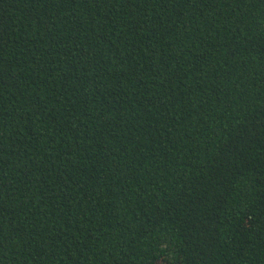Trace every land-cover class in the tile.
Listing matches in <instances>:
<instances>
[{
    "label": "trees",
    "instance_id": "16d2710c",
    "mask_svg": "<svg viewBox=\"0 0 264 264\" xmlns=\"http://www.w3.org/2000/svg\"><path fill=\"white\" fill-rule=\"evenodd\" d=\"M0 264H264V0H0Z\"/></svg>",
    "mask_w": 264,
    "mask_h": 264
}]
</instances>
